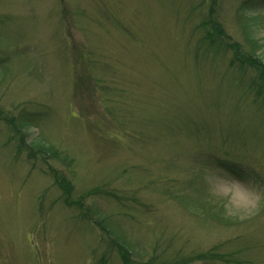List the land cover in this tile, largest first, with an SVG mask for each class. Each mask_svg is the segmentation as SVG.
Here are the masks:
<instances>
[{
  "label": "rangeland",
  "instance_id": "obj_1",
  "mask_svg": "<svg viewBox=\"0 0 264 264\" xmlns=\"http://www.w3.org/2000/svg\"><path fill=\"white\" fill-rule=\"evenodd\" d=\"M120 247L264 264V0H0V264Z\"/></svg>",
  "mask_w": 264,
  "mask_h": 264
},
{
  "label": "trees",
  "instance_id": "obj_2",
  "mask_svg": "<svg viewBox=\"0 0 264 264\" xmlns=\"http://www.w3.org/2000/svg\"><path fill=\"white\" fill-rule=\"evenodd\" d=\"M219 29V28H218ZM217 29V30H218ZM221 33H223V31L221 30V29H219V31H218V35L219 34H221ZM224 39V38H223ZM33 153V152H32ZM60 179H63V177H61ZM63 182H64V179H63ZM72 191V189L71 188H68L67 190H66V194H67V197L69 198V195H70V197H71V192ZM71 192V193H70ZM70 199V198H69ZM73 203H76V204H78V203H80V201H82L81 200V198L80 199H78V200H71ZM73 205H75V204H73ZM116 240V239H115ZM119 246H121V244H119ZM121 248V254H122V258H123V261L126 263V264H131L130 262H129V259H128V254H126L124 251H123V247H120ZM213 251H209V256L210 257H213L214 258V255L215 254H217L218 252H216L217 250H214V249H212ZM128 255V256H127ZM205 256V255H204Z\"/></svg>",
  "mask_w": 264,
  "mask_h": 264
}]
</instances>
